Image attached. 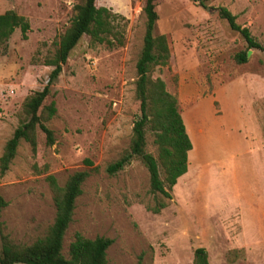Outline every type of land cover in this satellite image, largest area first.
Wrapping results in <instances>:
<instances>
[{
	"label": "rangeland",
	"instance_id": "obj_1",
	"mask_svg": "<svg viewBox=\"0 0 264 264\" xmlns=\"http://www.w3.org/2000/svg\"><path fill=\"white\" fill-rule=\"evenodd\" d=\"M78 1L0 0V14L12 10L29 24L25 40L15 30L0 50V154L23 100L44 85L50 67L42 61L53 53ZM199 1L157 0L154 7L152 33L165 36L169 60L151 77L176 97L193 149L170 199L149 191L137 160L114 175L105 172L127 147L138 115L135 62L144 0H95L126 20L122 46L108 49L83 35L61 66L43 103L55 106L44 123L53 144L47 146L40 131L34 153L19 141L0 177L2 233L11 243L29 245L51 225L54 207L45 178L61 187L84 170L88 177L62 239L64 257L78 233L112 241L106 264H191L195 248L205 250L208 264H264V61L249 49L246 63L236 64L233 55L245 44L214 11L227 9L263 43L264 0ZM144 149L155 157L149 132ZM157 201L165 207L153 214Z\"/></svg>",
	"mask_w": 264,
	"mask_h": 264
},
{
	"label": "trees",
	"instance_id": "obj_2",
	"mask_svg": "<svg viewBox=\"0 0 264 264\" xmlns=\"http://www.w3.org/2000/svg\"><path fill=\"white\" fill-rule=\"evenodd\" d=\"M156 1L144 0L141 9L145 20L144 33L135 62L134 82L138 115L132 123L127 147L115 161L106 166L105 172L114 175L132 160H137L147 172L149 191L168 200L169 192L177 179L186 172L187 153L191 144L178 111L176 97L165 90L162 80L151 77L155 67L166 66L169 60L165 36L152 33L157 20L154 9ZM214 11L217 18L224 21L230 31L237 33L245 44V50L235 53L233 61L238 65L245 64L249 49L258 51L264 61V42H257L247 28L237 25L235 16L227 9L217 7ZM125 24L126 20L121 15L112 13L105 7H97L95 0H79L73 5L68 27L58 37L53 53L42 61V65L50 67L45 83L40 90L32 92L23 100L18 125L2 147L0 177L8 170L19 141L25 142L34 153L37 131H40L45 144H53L52 132L44 123L54 115L55 106L53 102L47 105L43 103L61 72V66L65 64L69 52L81 36L86 35L91 44L104 45L108 49L120 47ZM15 30L25 40L29 31L28 21L12 10L1 13L0 50H5L6 43ZM147 132L151 134L152 144L156 148L155 157L144 149ZM159 170L162 179L159 178ZM87 177V171L73 172L61 187L52 176L45 178L52 196L54 216L46 234L29 245L17 246L11 243L2 233L3 225L0 220V264H106L105 251L112 241L105 237L86 239L75 233L67 246L66 257L61 254L62 239L71 222L74 201L80 195L81 184ZM5 204L0 197V213ZM164 207L163 202L157 201L150 211L157 214ZM135 264H140V261ZM191 264H208L203 248L193 250Z\"/></svg>",
	"mask_w": 264,
	"mask_h": 264
},
{
	"label": "crops",
	"instance_id": "obj_3",
	"mask_svg": "<svg viewBox=\"0 0 264 264\" xmlns=\"http://www.w3.org/2000/svg\"><path fill=\"white\" fill-rule=\"evenodd\" d=\"M184 128H185V132H187V131H186V126H185ZM186 134H187V133H186ZM187 136H188V135H187ZM188 139H189V137H188ZM189 141H190V140H189ZM190 144H191V143H190ZM191 149H192V145H191ZM191 149H190V150H191ZM190 150H189V151H190ZM192 152H193V149H192ZM192 152H191V153H192ZM187 154H188V153H187ZM187 161H188V160H187ZM186 169H187V168H186Z\"/></svg>",
	"mask_w": 264,
	"mask_h": 264
},
{
	"label": "water",
	"instance_id": "obj_4",
	"mask_svg": "<svg viewBox=\"0 0 264 264\" xmlns=\"http://www.w3.org/2000/svg\"><path fill=\"white\" fill-rule=\"evenodd\" d=\"M249 53H250L249 51L246 52V57L249 55Z\"/></svg>",
	"mask_w": 264,
	"mask_h": 264
}]
</instances>
